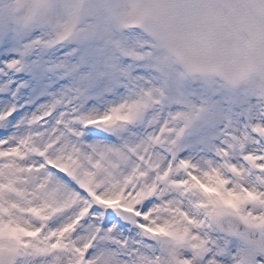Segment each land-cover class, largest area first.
<instances>
[{"label":"snow or ice","instance_id":"6c2138e0","mask_svg":"<svg viewBox=\"0 0 264 264\" xmlns=\"http://www.w3.org/2000/svg\"><path fill=\"white\" fill-rule=\"evenodd\" d=\"M0 264H264V0H0Z\"/></svg>","mask_w":264,"mask_h":264}]
</instances>
